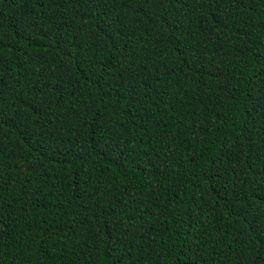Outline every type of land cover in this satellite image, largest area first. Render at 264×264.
Returning <instances> with one entry per match:
<instances>
[{"label":"trees","instance_id":"1","mask_svg":"<svg viewBox=\"0 0 264 264\" xmlns=\"http://www.w3.org/2000/svg\"><path fill=\"white\" fill-rule=\"evenodd\" d=\"M0 264H264V0H0Z\"/></svg>","mask_w":264,"mask_h":264}]
</instances>
